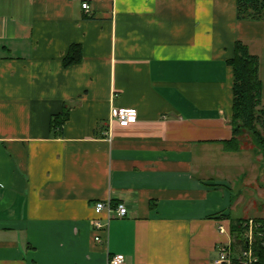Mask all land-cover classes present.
I'll return each mask as SVG.
<instances>
[{"label": "crops", "instance_id": "1", "mask_svg": "<svg viewBox=\"0 0 264 264\" xmlns=\"http://www.w3.org/2000/svg\"><path fill=\"white\" fill-rule=\"evenodd\" d=\"M87 1L0 0V264H215L249 167L234 158L264 172V153L224 144L237 41L259 56L264 104V20L238 18L237 0ZM101 200L127 215H98Z\"/></svg>", "mask_w": 264, "mask_h": 264}, {"label": "trees", "instance_id": "2", "mask_svg": "<svg viewBox=\"0 0 264 264\" xmlns=\"http://www.w3.org/2000/svg\"><path fill=\"white\" fill-rule=\"evenodd\" d=\"M237 16L240 19L264 20V0H237ZM82 59L81 46L73 45L64 58V65L78 63ZM234 71L233 85V136L225 141V150L240 151L244 129L253 132L255 143L261 153H264V104L262 101V82L260 79V59L254 55L242 41H237L234 55L227 60ZM65 116L58 115L53 120L55 129L61 128ZM259 128V129H258ZM229 231L233 239L234 248H245L248 239L245 238L246 223L253 219L257 225L254 228L252 248L259 256L260 264H264V218L244 217L234 218L230 214Z\"/></svg>", "mask_w": 264, "mask_h": 264}, {"label": "built area", "instance_id": "3", "mask_svg": "<svg viewBox=\"0 0 264 264\" xmlns=\"http://www.w3.org/2000/svg\"><path fill=\"white\" fill-rule=\"evenodd\" d=\"M82 7L89 11L91 9V4L87 0H80ZM113 117L119 122L122 126H128L131 123L137 121L138 119V110L134 107H118L114 110ZM95 212L99 215L104 211H107L109 214L112 212L115 213L118 217H124L128 213V208L125 204H117L114 206L110 201H97L94 205ZM109 218H106L104 221L102 218L93 219V224L95 229L103 230L107 228ZM257 223L250 219L246 223L245 238L248 239V246L236 250L233 246V239L230 234L228 226L223 222L218 224V231L222 235H228V241L220 242L218 246V257L215 260V264H260L259 256L255 253L252 248V241L254 237V228ZM96 240H101V237L97 235ZM125 261L124 254H114L109 259V264H123Z\"/></svg>", "mask_w": 264, "mask_h": 264}, {"label": "rangeland", "instance_id": "4", "mask_svg": "<svg viewBox=\"0 0 264 264\" xmlns=\"http://www.w3.org/2000/svg\"><path fill=\"white\" fill-rule=\"evenodd\" d=\"M259 129V128H258ZM264 134V133H263ZM240 141H241V146L245 147V148H252V153H256L259 152V148L255 143V139H254V135L253 132L250 129H244L242 135H240ZM218 153V152H217ZM219 154V153H218ZM220 155V154H219ZM253 156V155H252ZM252 156H249L246 159H242L241 158V154H238L237 157L234 158V160H238L241 159L242 161H238V165L237 168H240V163L245 164V160L248 159L249 163V167L247 168V174L245 176H241L240 172H238L237 174L239 175H235L232 178V186H233V194H234V205H233V217L234 218H238V217H243V216H264V196L263 198L261 197V190L260 188L258 189V193L255 192L257 190L258 185L261 182H264V172H258L255 171V173L253 174L251 166H252ZM218 159V158H217ZM218 165H220L223 170L221 171L224 175L225 178L228 179V156H226L225 159H222L220 157V159L218 160ZM246 165V164H245ZM263 165V170H264V161L259 160L258 162V166ZM254 171V170H253ZM235 172V171H234ZM257 175H259L258 179L256 180L255 178L257 177ZM246 182H248V185L246 184ZM264 188V185H263ZM254 191H252V190ZM254 192V193H252ZM240 194L249 196V195H253L254 197H256V204L254 207H248V201L247 200H243L242 202H240L239 204L236 201V196H239ZM264 195V194H263ZM229 227V225H228ZM243 248L238 247L236 248V250H241Z\"/></svg>", "mask_w": 264, "mask_h": 264}]
</instances>
